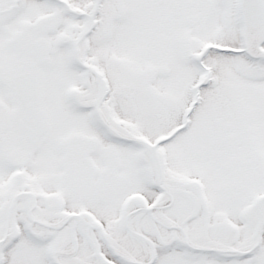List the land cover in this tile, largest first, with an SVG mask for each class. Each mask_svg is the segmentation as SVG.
<instances>
[{
	"label": "snow or ice",
	"instance_id": "obj_1",
	"mask_svg": "<svg viewBox=\"0 0 264 264\" xmlns=\"http://www.w3.org/2000/svg\"><path fill=\"white\" fill-rule=\"evenodd\" d=\"M0 264H264V0H0Z\"/></svg>",
	"mask_w": 264,
	"mask_h": 264
}]
</instances>
